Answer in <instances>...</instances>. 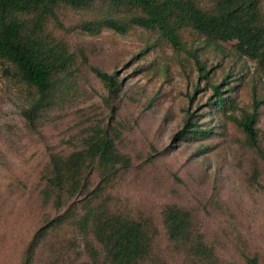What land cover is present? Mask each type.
<instances>
[{"label": "rangeland", "instance_id": "rangeland-1", "mask_svg": "<svg viewBox=\"0 0 264 264\" xmlns=\"http://www.w3.org/2000/svg\"><path fill=\"white\" fill-rule=\"evenodd\" d=\"M193 1L214 11L217 0ZM258 2L264 20V0ZM132 11L116 10L106 0L82 8L61 3L38 27L37 12L18 15L24 33L66 58L48 98L33 111L37 88L0 60V264H23L41 227L47 232L32 264H107L91 233L83 235L72 220L55 224L64 208L52 206L53 196L44 198L50 156H67L99 137L111 140L128 164H116L96 202L144 223L155 257L167 264H201L168 241L163 211L174 205L190 213L193 231L213 250L214 264H249L250 258L264 264V102L255 123L262 152L228 118L240 116V108L251 111L264 98V68L240 53L235 41L208 40L188 25L177 28L182 48L158 29L132 26L120 34L81 28L83 22L127 18ZM188 51L209 69L208 82ZM90 67L114 75L117 95L109 94ZM211 84L233 98L236 108L216 110ZM187 118L211 132L175 140ZM101 183L94 170L85 197L95 195L92 189Z\"/></svg>", "mask_w": 264, "mask_h": 264}, {"label": "trees", "instance_id": "trees-1", "mask_svg": "<svg viewBox=\"0 0 264 264\" xmlns=\"http://www.w3.org/2000/svg\"><path fill=\"white\" fill-rule=\"evenodd\" d=\"M94 0H0V60L9 61L17 70L19 77L37 88L39 97L33 102L31 111L42 106L48 98L52 77L57 73L66 56L45 46L35 37L24 33V21L18 15L37 12L33 23L36 27L45 15L63 3L75 8L92 4ZM116 10H133L127 18L109 16L83 22L81 28L87 32L98 33L111 29L124 34L132 26L145 29H158L165 39L175 48H182L177 28L191 26L206 39L212 41H235L236 49L248 57L256 58L264 68V20L259 13L258 0H217L214 11L199 7L193 0H106ZM34 28V27H33ZM194 59L199 75L207 82L209 69L194 52L188 51ZM91 70L105 82L109 94L117 95L119 83L113 74L96 67ZM212 86V106L226 111L236 108L233 98L224 96L219 85ZM264 98L253 103L251 111L240 108V116L232 113L228 118L240 126L246 134L247 143L262 152L257 144V109ZM28 109L26 114L29 118ZM211 129L195 127L187 118L174 139H189L194 136H207ZM128 164L125 157L114 148L113 142L105 137L88 142L86 148L73 151L67 156L52 154L49 162V176L46 179L44 198L51 196L52 206L64 208L54 219L56 225L72 220L82 234L91 233L104 253L107 264H167L163 258L152 254L153 237L144 223L120 213L108 211L102 203L96 202L109 175L117 169L116 164ZM97 170L102 183L88 193L90 175ZM81 206H78L81 200ZM50 201V200H49ZM51 225H54L52 223ZM163 226L168 241L175 244L180 254L197 258L201 264H214L215 255L211 247L203 242V236L193 231L190 213L180 207L167 205L163 211ZM53 227V226H51ZM47 228L41 227L29 242L23 264H32L35 247L46 234ZM249 264H259L255 258Z\"/></svg>", "mask_w": 264, "mask_h": 264}]
</instances>
